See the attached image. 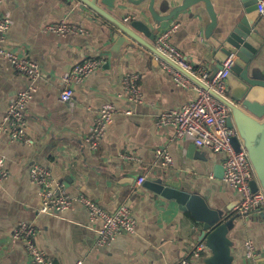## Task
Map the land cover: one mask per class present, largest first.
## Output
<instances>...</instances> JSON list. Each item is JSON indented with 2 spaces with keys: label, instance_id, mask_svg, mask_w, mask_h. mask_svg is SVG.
Returning a JSON list of instances; mask_svg holds the SVG:
<instances>
[{
  "label": "crops",
  "instance_id": "0c3cea01",
  "mask_svg": "<svg viewBox=\"0 0 264 264\" xmlns=\"http://www.w3.org/2000/svg\"><path fill=\"white\" fill-rule=\"evenodd\" d=\"M179 1L153 0V8L160 14L167 13ZM149 2L122 0L119 7L108 10L128 20L139 9L148 13ZM210 2L217 26L230 24L242 7L240 0ZM0 11L11 19L6 44L19 55L36 61L41 73L25 107L26 134L31 143L11 141L6 133L0 134V157L7 169L0 186V264H32L23 241L11 237L20 220L39 229L35 242L52 258V264H171L182 258L191 264H203V256L191 254L200 240L199 230L188 213L179 210L174 201L152 195L143 185L132 188L136 176L156 173L201 194L209 205L232 219L229 236L233 240L234 264L247 261L243 250L246 239H253L259 251L264 249L260 214L245 216L231 210L241 195L217 176L223 154L196 145L190 138H177L170 125L156 126L161 111L179 107L196 93L178 85L153 52L137 45L121 48L117 57L111 56L106 48L112 40L111 24L62 0H0ZM258 19L262 42L254 63L264 78V17L259 15ZM59 20L75 23L86 32L60 35L43 29ZM207 21L204 6L198 3L163 21L155 36L177 23L170 42L196 64L213 66L215 61L204 36ZM87 57L99 58L101 65L74 86L70 102L61 101L60 76ZM132 73L137 75L139 102L122 98L124 79ZM28 82L0 56V124L7 104ZM109 101L120 107L97 148L91 149L84 136L101 105ZM125 108L132 113H124ZM157 147L169 151L171 164L159 163L155 156ZM33 164L48 169L71 196L86 195L108 212L126 204L136 221L134 231L122 232L110 244L96 246L98 222L89 220L82 203L74 201L62 212H40L39 189L29 179Z\"/></svg>",
  "mask_w": 264,
  "mask_h": 264
},
{
  "label": "built area",
  "instance_id": "2783aa9c",
  "mask_svg": "<svg viewBox=\"0 0 264 264\" xmlns=\"http://www.w3.org/2000/svg\"><path fill=\"white\" fill-rule=\"evenodd\" d=\"M256 9L259 15L264 17V0H257ZM10 24L11 19L8 13L0 11V56L5 57L16 71L28 78L29 82L25 88L18 90L7 104L3 121L0 124V134L6 133L11 141L31 143L30 137L26 134L25 107L36 89V82L41 78L40 67L36 61L19 55L12 46L6 44V32L10 28ZM43 29L60 35L86 32L81 26L65 20L48 23ZM176 29L177 23L161 29L154 38V46L178 66L195 75L207 88L200 86L179 69L155 54L157 61L168 69L178 85L190 87L196 93V96L179 107H171L161 111L155 120V124L157 127L170 125L174 128L177 138H190L196 145L207 147L213 152L222 153V180L241 195L231 210L245 216L261 213L264 216V193L260 188L251 189L250 181L255 178V174L247 150L241 143L237 149L234 147L232 138L237 136V130L234 125L229 124V107L218 98V96L226 95L227 74L233 64L234 53L228 54L215 70L209 64H196L190 55L170 42V36ZM100 65L101 60L97 57H87L74 63L68 71L60 76L62 86L59 99L63 102H70L73 97L74 86L83 82ZM122 98L127 101H140L136 74H128L125 77ZM119 107L111 101L101 105L88 133L84 136L85 142L91 149L97 148ZM123 112L131 114L132 110L125 108ZM123 156L132 158L126 154ZM155 156L161 165L172 163V156L164 147H157ZM6 177L7 169L4 166V159L0 157V186ZM145 178V175L136 176L132 181V188L138 189ZM29 179L39 189L38 210L40 212H62L68 209L74 201L82 203L88 212L89 220L98 222L95 236L96 246L108 245L118 234L134 231L136 221L126 204H120L115 211L108 212L86 195L79 193L76 196H71L64 190L62 184L50 174V171L39 164L30 166ZM38 231L39 229L33 223L20 220L13 227L11 237L23 241L32 264H52V258L35 242ZM243 250L247 260H253L259 253L256 243L251 238L244 241ZM208 253V247L202 240L191 249V254L199 258ZM74 264H80V261H76ZM171 264H191V262L182 258Z\"/></svg>",
  "mask_w": 264,
  "mask_h": 264
},
{
  "label": "water",
  "instance_id": "95a60500",
  "mask_svg": "<svg viewBox=\"0 0 264 264\" xmlns=\"http://www.w3.org/2000/svg\"><path fill=\"white\" fill-rule=\"evenodd\" d=\"M85 13L108 21L112 28V40L106 46L111 56L117 57L121 48L142 45L161 57L200 86H207L195 75L178 66L163 53L158 51L151 40L159 25L170 19L178 11L202 3L208 16L204 26V36L210 45L213 70L220 66L225 57L234 53V61L227 74L225 96H218L230 110L229 124L234 125L237 136L232 143L237 149L240 143L246 148L255 178L250 181L251 189L260 188L264 193V78L254 63L257 49L262 42L260 36L259 12L257 0H240L242 7L230 24L217 26L216 13L210 0H180L167 11L160 14L153 8V0L148 4V13L139 9L128 20H122L108 8H116L122 0H62ZM129 1V0H128ZM214 95L215 92L210 90ZM220 166L217 176L222 177ZM142 185L152 195L174 201L179 210L188 213L199 230V240L208 247L209 253L201 258L203 264H234L232 253L233 240L229 236L232 219L222 210L208 204L199 193L188 191L177 182L169 181L160 174H148ZM245 264H264V249L256 258Z\"/></svg>",
  "mask_w": 264,
  "mask_h": 264
},
{
  "label": "rangeland",
  "instance_id": "374dc122",
  "mask_svg": "<svg viewBox=\"0 0 264 264\" xmlns=\"http://www.w3.org/2000/svg\"><path fill=\"white\" fill-rule=\"evenodd\" d=\"M260 219H261V221L264 223V216H263V214L261 213L260 214ZM247 262H249L248 260L247 261H245V263H247Z\"/></svg>",
  "mask_w": 264,
  "mask_h": 264
}]
</instances>
